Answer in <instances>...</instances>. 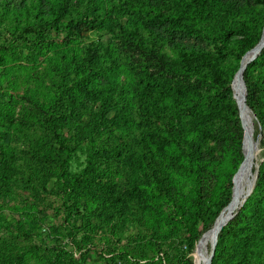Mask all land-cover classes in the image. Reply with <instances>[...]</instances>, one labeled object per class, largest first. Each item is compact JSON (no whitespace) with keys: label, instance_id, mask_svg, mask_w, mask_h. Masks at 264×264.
<instances>
[{"label":"rangeland","instance_id":"374dc122","mask_svg":"<svg viewBox=\"0 0 264 264\" xmlns=\"http://www.w3.org/2000/svg\"><path fill=\"white\" fill-rule=\"evenodd\" d=\"M63 4L68 5V12L56 23L55 15ZM255 6L260 21L264 19V0ZM176 7V0H0V264H39L45 255L57 253L71 255L81 264H130L139 241L145 242L154 232L158 237L166 235L169 206L159 196L147 193L141 197L145 206L137 209L131 191L130 175L137 170L133 150L147 154L142 156L141 172L147 170L146 159L152 157L164 167L178 152L162 142V129L153 119L149 121L151 106L163 108L169 103V97L156 94V88L170 73L162 71L146 47L155 38L173 63L178 55L169 47L217 54L212 39L170 29L167 19ZM81 16L97 22L84 39L67 30L68 23ZM244 23L245 16L239 15L228 25ZM263 27L264 22L261 34ZM215 58L234 77L238 66L234 54L225 51ZM85 61L95 62L103 70L97 81L110 86V100L105 101L111 107L83 96L79 84L89 75L83 70ZM250 64L248 86L258 103L250 109V130L264 163V64L255 59ZM205 88L206 105L215 110L214 118L199 121L194 128L186 126L200 148L198 166H203L204 172L214 167V174L204 179L206 213L193 233L189 230L176 238L177 244H183L189 234L206 232L207 218L220 208L228 191L231 195L232 174L243 160L238 113L234 118L217 104L219 92L209 82ZM57 104L61 112L69 114L65 115V135L78 132L83 142L69 161L68 173L83 170L87 145L99 149L108 167L98 174L111 185L113 205L97 210L96 199H91L86 208H79L80 202L73 205L63 194H56L55 175L60 171L44 155L54 146L46 121L56 113ZM199 130L206 132V137H201ZM150 134L158 142L153 144ZM175 178L188 194V183ZM123 204L132 214L122 209ZM242 208L230 220L238 218L236 226L252 221ZM239 244L233 241L229 251L212 263L258 264V242L252 239L244 246ZM181 248L184 250V245ZM241 249L243 254H235ZM197 252L196 248L195 260ZM147 256L152 257L150 253ZM198 259L201 261V254ZM263 263L264 253L259 264Z\"/></svg>","mask_w":264,"mask_h":264},{"label":"trees","instance_id":"16d2710c","mask_svg":"<svg viewBox=\"0 0 264 264\" xmlns=\"http://www.w3.org/2000/svg\"><path fill=\"white\" fill-rule=\"evenodd\" d=\"M257 1L261 0H176L177 10L167 19L170 29L185 36L195 34L212 39L217 54L201 50L189 51L169 47V49H174V52L178 55V60L173 63V60L167 59L166 55L163 54V46L160 48L159 41L155 38L148 45L149 47H146L152 59L159 64L162 71L170 73L168 78L163 77L165 81L163 80V83L158 84L159 86L156 88V94L161 97L168 96L169 103L163 108L151 106L148 112L149 121L153 119L155 126L162 129L164 134L161 137L162 142H166L168 147H173L178 152L169 157V161L164 167L159 165V162L152 157L146 159L147 170L141 172L142 156H147V154L133 150L132 158L135 160L133 165L137 170L130 175V179L132 181V198L136 207L139 209L145 206L141 199L143 194L152 193L157 195L169 206L166 214L169 223L166 225V235L164 237H158L154 232L148 240H145V242L139 241L136 244L134 247L136 254L132 257L133 262L130 264H193L188 255L193 251L195 244L202 235L213 228L221 212L224 209L226 211L230 206L233 189L231 195L229 191L225 196L223 195V203L220 208L215 214L207 218L209 226L205 230L206 232L193 236L189 234L188 238H184L183 244H181L182 242L176 243L180 235L186 234L189 230L193 233L199 224L200 218L206 213L204 179L205 177H212L214 174V167L204 172L203 166H198L200 148L187 134L189 128L186 124L194 128L199 121L214 118L215 110L207 107L204 96L207 82L219 92L217 104L223 106L226 112L232 114L231 116L238 118L237 102L233 98L232 90L235 78L231 82L233 74L231 75L223 70L215 56L222 55L225 51L233 53L238 64L234 71L236 76L240 69L242 56L251 50L261 38V27L264 19L258 21V10L255 6ZM67 12L68 5L63 4L55 15V22L57 23ZM239 15L245 16L246 23L228 25L229 21L234 20ZM96 26L97 22L94 18L81 16L75 22L68 23L67 30L69 34L84 39ZM256 60H260L264 64V50L255 58ZM85 65L83 70L87 71L89 75L86 80L79 84L83 96L89 101L96 102L98 100L105 107H111L112 104L105 101L106 99L110 100V98H107L111 96L110 86L97 81L103 71L100 65L86 61ZM251 73L252 65L248 64L243 73L246 104L249 109L254 110L255 105L258 103L254 99L255 93L250 92L248 86L249 81L252 79ZM67 77L68 74H65V79ZM237 94L241 98V86ZM62 98L64 97H60L61 100ZM55 108L57 109L56 113L51 114L46 121L54 146L51 153L44 155V157L52 164H57L60 171L55 175V185L58 190L56 194H63L67 198L66 200L73 205L80 202L79 208H86L87 201L91 199H96L97 210L100 207L105 209L113 205L114 192L111 190V185L108 179L104 180L98 174L103 167H108V160L104 158V153L99 149L87 145L84 153L83 170L80 173H68L69 161L74 158L77 147L83 142L78 132H75L73 136H70V134L69 136L65 135V115L67 118L69 114L60 111V104L55 105ZM258 119L260 120L261 116ZM157 121H160V123H157ZM199 133L201 137H206V132L199 130ZM149 139L153 144L158 142L152 134L149 135ZM240 141H242V158L244 160V129ZM134 146L135 143H133ZM234 174L235 172L232 177ZM175 176L181 177L188 183L190 187L188 194L182 192L178 187L179 184ZM240 177L238 176L240 181L237 178L238 183L242 181L243 174L241 179ZM263 202L264 163H261L252 194L246 199L242 208L249 212L252 221L245 222L242 226H236L235 222L238 221V218L228 222L217 236L213 260L226 254L233 241L239 242L241 247L253 239L260 246L255 254L256 263L259 264L264 253ZM121 207L126 210V213L132 214L131 211L125 208L124 204ZM252 207H255L256 211H252ZM157 209L159 210L158 207ZM226 238H228L227 246L223 250ZM182 245L185 247L184 250L181 248ZM243 252L244 249L236 250L235 254H243ZM147 253H150L152 257H148ZM154 257L158 259L155 261ZM39 264L81 263L74 260L71 255L57 253V255H45ZM211 264L214 263L211 261Z\"/></svg>","mask_w":264,"mask_h":264},{"label":"bare ground","instance_id":"6f19581e","mask_svg":"<svg viewBox=\"0 0 264 264\" xmlns=\"http://www.w3.org/2000/svg\"><path fill=\"white\" fill-rule=\"evenodd\" d=\"M260 45L264 46V30H263ZM252 55H254V54L250 52L248 55H246V57L242 61V64H240V69L237 72L236 76L234 77L235 79L233 81V86H232L233 98L236 100L237 106L240 110V117H241L243 129H244V145H243L244 161H243V165H242L240 174L242 177L243 170H244L245 176H244L243 180L239 183H238L239 178L237 177L238 180L236 178V180L234 182V188H233V197H234V194L236 195V193H237L235 199L233 200V198H232L233 202L231 201V203L229 204L230 206L228 205L229 207L226 211L224 209L221 212L219 217L216 219V222L218 221V219L222 215L220 220L217 223L215 222L216 224L213 226V228L209 232H207L205 235H203V238L197 247L198 252L196 254V260L199 264H202V261L205 259L206 251H207V248L209 247L211 241L214 239L215 236L217 237L219 235V233L221 232L220 229H221L223 223H225V221H227V219L231 215L236 213L241 208V206L243 205L242 204L243 200H245L247 198L248 192H249L251 184L253 182L254 168L259 163L258 160H259L260 155H257L258 146H257L256 140L254 139V137L251 133V130H250V125L253 122V117L251 115V112L247 109L248 105L246 104V93H245L244 86L242 84L243 73L246 69L245 63H247V61H249L248 59L251 58ZM239 84H241V98L237 94ZM244 85H245V83H244ZM245 148H246V151H245ZM240 174L238 175L239 177H240ZM237 183H238V185H237ZM236 185H237V187H236ZM235 190H236V193H235ZM200 254H201V261L198 259ZM194 255H195V253H194ZM196 260H195V256H194V264H197Z\"/></svg>","mask_w":264,"mask_h":264},{"label":"water","instance_id":"95a60500","mask_svg":"<svg viewBox=\"0 0 264 264\" xmlns=\"http://www.w3.org/2000/svg\"><path fill=\"white\" fill-rule=\"evenodd\" d=\"M263 29H264V27H263ZM261 38H262V34H261ZM261 38H260V40L258 41V43H257V44H256L251 50H249L248 52H246V53L242 56V58H241V60H240V64H242V61L244 60V58L246 57V55H248L250 52L253 53L254 55H252V57L248 59L249 61H247V63H245V66H246V67H247V65L250 64V63H251V62H252V61H253L258 55H260V54L263 52V50H264V46L260 45ZM246 67H245V68H246ZM234 76H235V75H234ZM233 79H234V77H233ZM232 81H233V80H232ZM242 84H243L244 89H245V85H244V81H243V79H242ZM245 93H246V89H245ZM247 109L250 111V109H249L248 107H247ZM237 110H238V115H239V118H240V122H242V121H241V117H240V110H239L238 106H237ZM250 112H251V111H250ZM241 127H242V129H243L242 123H241ZM256 143H257V142H256ZM257 146H258V144H257ZM257 155H259V154L257 153ZM243 161H244V160H242V162H241L239 168L237 169V171L235 172V174H234V176H233V178H232V189H233L234 182H235L236 178L238 177V175H239L240 172H241V168H242V165H243ZM260 164H261V161H260V159H259V163H258V165H256V167L254 168V172H253V182H252L251 187H250V190H249V192H248V196L251 194V192L253 191V188H254V186H255V183H256V180H257V175H258V168H259V165H260ZM248 196H247V198H248ZM247 198H246V199H247ZM246 199L243 200V203H242V204L245 203ZM242 206H243V205H242ZM242 206H241V207H242ZM236 213H237V212H236ZM236 213H234L233 215H231V216L227 219V221H225V223H223V225H222L220 231L222 230V228H224V227L228 224V222H230V220H232V219L235 217ZM202 236H203V235H202ZM202 236L200 237V239L198 240V242L195 244L193 251L188 255V257L192 259L193 264H194V253L196 252L197 244H198L199 241L201 240ZM216 242H217V237L215 236L214 239L211 241L209 247L207 248L206 256H205V259L202 261V264H211L212 258H213V256H214V250H215Z\"/></svg>","mask_w":264,"mask_h":264}]
</instances>
